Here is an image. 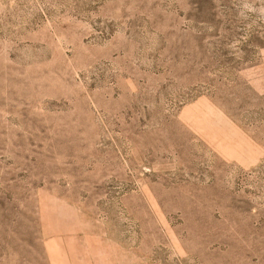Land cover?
Segmentation results:
<instances>
[{"label": "rangeland", "instance_id": "374dc122", "mask_svg": "<svg viewBox=\"0 0 264 264\" xmlns=\"http://www.w3.org/2000/svg\"><path fill=\"white\" fill-rule=\"evenodd\" d=\"M0 264H264V0H0Z\"/></svg>", "mask_w": 264, "mask_h": 264}]
</instances>
